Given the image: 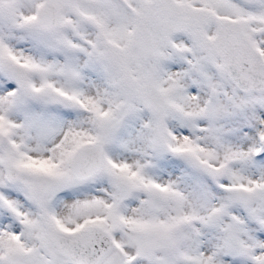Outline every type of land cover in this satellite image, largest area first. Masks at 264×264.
<instances>
[{
  "label": "snow or ice",
  "instance_id": "obj_1",
  "mask_svg": "<svg viewBox=\"0 0 264 264\" xmlns=\"http://www.w3.org/2000/svg\"><path fill=\"white\" fill-rule=\"evenodd\" d=\"M0 264H264V0H0Z\"/></svg>",
  "mask_w": 264,
  "mask_h": 264
}]
</instances>
